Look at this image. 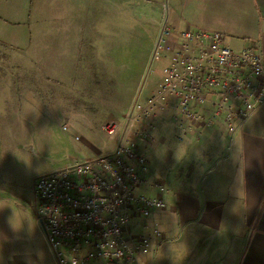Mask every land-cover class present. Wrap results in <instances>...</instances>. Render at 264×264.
<instances>
[{
    "label": "crops",
    "instance_id": "0c3cea01",
    "mask_svg": "<svg viewBox=\"0 0 264 264\" xmlns=\"http://www.w3.org/2000/svg\"><path fill=\"white\" fill-rule=\"evenodd\" d=\"M149 1L0 0V78L11 76L4 74L5 63L21 66L22 75L11 77L24 83L26 94L50 76L83 84L142 82L164 22L159 7L161 15L147 34ZM184 2L193 15L179 13L172 27L227 32L242 43L241 50L257 46L264 58V0ZM165 53L169 63L171 54ZM133 100L128 97L123 115ZM210 109L207 104L201 111ZM159 110L167 116L172 111V123L164 115L159 121L155 113L151 117L159 139L149 142L153 159L147 176L165 182L168 191L163 195L148 186L142 191L163 196L167 204L153 217L164 242L140 255L138 264H264V98L234 132L224 116L185 132L173 110ZM18 114L15 108V128L23 129ZM10 115L2 126L9 125ZM43 240L37 243L42 251L31 252L24 238L0 236V264H55Z\"/></svg>",
    "mask_w": 264,
    "mask_h": 264
},
{
    "label": "built area",
    "instance_id": "2783aa9c",
    "mask_svg": "<svg viewBox=\"0 0 264 264\" xmlns=\"http://www.w3.org/2000/svg\"><path fill=\"white\" fill-rule=\"evenodd\" d=\"M161 49L171 55L157 92L144 103L135 99L120 122L103 126L115 139L112 152L75 157L34 180L29 208L55 264H138L140 255L164 242L153 217L167 204L142 191H168L165 182L147 176L157 108L173 110L185 132L196 123L212 126L220 116L234 132L264 98L257 46L234 50L220 32L176 31L165 19L151 63ZM207 104L211 109L204 113Z\"/></svg>",
    "mask_w": 264,
    "mask_h": 264
},
{
    "label": "rangeland",
    "instance_id": "374dc122",
    "mask_svg": "<svg viewBox=\"0 0 264 264\" xmlns=\"http://www.w3.org/2000/svg\"><path fill=\"white\" fill-rule=\"evenodd\" d=\"M149 2L150 9L145 17L147 34L150 33L148 25L161 15V11L163 21L168 18L171 26L179 13L182 12L184 17L188 13L193 15L192 10L185 8L184 0ZM177 9L176 14L174 11ZM225 33L229 46L241 50L242 43L236 42L237 38L232 34ZM165 52L161 49L159 57L153 63L149 61L140 83L114 81L83 84L50 76L49 80L33 83L32 90H29L32 94H26L24 83H18L11 77L16 73L21 76L22 67L17 69L5 63L4 74L11 76L0 78V236L15 237L18 242L24 238L29 242L28 250L33 248L31 252L42 251L37 243L38 238L43 240V236L29 208L33 202L34 180L41 174L55 170L64 161L75 157L85 159L98 152L106 154L112 151L115 139L103 130V126L111 121L122 120L128 97L135 100L157 92L163 79V69L168 63ZM35 107H39V110ZM15 108L19 113L17 118L23 122V129L15 128L16 121L12 115ZM159 109L154 112V121H159L164 115L172 123V111H168L170 113L167 116ZM9 115V125L2 126V121L6 122ZM158 135L156 132L153 134L156 141ZM168 146L169 143L165 145L167 150ZM152 159L149 147L148 161ZM4 199H8L7 203H4Z\"/></svg>",
    "mask_w": 264,
    "mask_h": 264
}]
</instances>
